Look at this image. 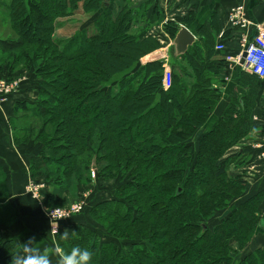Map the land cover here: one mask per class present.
<instances>
[{
	"label": "trees",
	"instance_id": "trees-1",
	"mask_svg": "<svg viewBox=\"0 0 264 264\" xmlns=\"http://www.w3.org/2000/svg\"><path fill=\"white\" fill-rule=\"evenodd\" d=\"M117 1L0 3V27L8 29L0 33V79L33 69L38 80V100L16 104L11 128L15 143L39 148L32 173L52 189L45 203L65 207L67 198L55 200L53 189L86 190L95 172L97 180L118 182L111 200L80 213L105 236L86 226L67 239L60 233L62 252L87 248L91 264H264V245L256 242L264 191L243 200L248 188L240 172L262 80L241 73L238 97L196 152L191 141L223 96L225 53L213 49L211 35L180 58L171 48L166 88L165 64L143 61L160 48L148 34L162 21L159 10ZM83 13L90 24L57 35ZM14 253V242L0 236V264Z\"/></svg>",
	"mask_w": 264,
	"mask_h": 264
},
{
	"label": "crops",
	"instance_id": "crops-1",
	"mask_svg": "<svg viewBox=\"0 0 264 264\" xmlns=\"http://www.w3.org/2000/svg\"><path fill=\"white\" fill-rule=\"evenodd\" d=\"M3 1L6 0H0V3H3ZM135 1L138 4H136V7L150 2L159 10L162 21L150 29L148 34L156 39L161 48L172 45L173 38L170 32L179 29L180 26L189 29L197 37V41L204 38L205 35L213 36L215 38L213 49L215 48L217 54H220L217 51V46L221 44L225 46L224 57L226 62L220 74V78L225 81L223 96L208 122L191 141V145L197 152L200 138L214 128L233 98L238 97V81L244 71L234 60L240 54L243 55L251 45L256 28H264V0ZM118 4L126 6L125 0H123V3L118 0ZM236 7H243L246 12L247 19L250 22L246 28L238 27L232 23L231 11ZM74 19L84 22L81 27L83 28L90 24L92 18L88 15L84 16L83 13L76 15L72 20ZM79 29L67 21L64 27L58 30L57 35L70 37ZM7 30L4 26L0 27V33ZM149 57H146L143 61L146 62ZM165 67L167 70L173 68L171 65V52L170 59L166 62ZM34 83V80L29 81L22 91L12 95L6 103L0 105V236L7 241H13L16 252H22V243L30 237L35 238L37 242L35 247L41 251L45 248L62 251L58 237L51 234L47 213L50 207L45 203L43 197V194L47 195L52 189L48 186V189L42 190V199H36L35 194L28 190L29 185L33 182L39 185V181H42L46 185L42 176L35 177L32 173V159L38 153L39 148L35 145L15 143L11 128L16 104L24 101L34 102V89L27 90L30 86L34 87ZM259 102V107L255 110L253 116L254 129L247 142L242 146L247 163L240 172L243 173L248 188L245 196L242 197L243 200L251 198L259 191H264V163L258 159L259 154L264 151V101L261 103L262 100L259 99ZM255 116L257 120H254ZM99 182L101 181H94L93 185L86 190L77 187L67 193L53 189L55 200L66 197L65 205H70L75 204L71 203L73 200L81 199L78 203H84L86 208L97 192L95 186ZM114 190L111 191V195L103 196L102 201L111 200ZM233 208L234 205L232 204L230 209L219 214L217 220L224 218ZM262 213L264 217V206ZM216 223L217 221H215ZM79 226L89 227V229L96 230L105 236V231L90 219L88 212L74 215L63 221L61 235L67 229L69 230V237ZM256 242L261 246L264 245V229L258 234ZM56 259L57 257H52L53 264H56Z\"/></svg>",
	"mask_w": 264,
	"mask_h": 264
},
{
	"label": "built area",
	"instance_id": "built-area-1",
	"mask_svg": "<svg viewBox=\"0 0 264 264\" xmlns=\"http://www.w3.org/2000/svg\"><path fill=\"white\" fill-rule=\"evenodd\" d=\"M231 20L234 25L242 28H246L250 22L247 19L246 12L243 7H236L231 11ZM217 51L222 53L225 52V46L223 44L217 46ZM171 46H164L163 48H159L153 51L145 63L147 62H155L159 61L164 64L170 59ZM246 58L243 65L240 64L242 59V54L237 56L234 60L236 64H238L242 70L250 75L258 77L260 80H264V28H256L255 37L252 41L251 45L246 49ZM147 56V57H148ZM172 70L168 69L165 74L164 85L166 88L171 86V74ZM19 86V81L8 82L7 80L0 79V105L6 103L12 95L17 92ZM254 120H257V117H254ZM258 159L264 163V151L259 154ZM28 190L33 192L36 199H42V190L43 185L31 183L28 187ZM85 208L84 203H77L69 206H65L64 208H49L48 219L50 222L51 229V221L52 224L55 225L56 221L61 217H65L59 219L57 221L59 225L58 232L56 233L54 230H51V234L54 237H58L61 233V224L63 221L70 219L74 215L80 214ZM52 214V216L50 215Z\"/></svg>",
	"mask_w": 264,
	"mask_h": 264
},
{
	"label": "clouds",
	"instance_id": "clouds-1",
	"mask_svg": "<svg viewBox=\"0 0 264 264\" xmlns=\"http://www.w3.org/2000/svg\"><path fill=\"white\" fill-rule=\"evenodd\" d=\"M50 215L52 216L51 213ZM62 218L65 217L61 216L59 219ZM52 221L51 230L57 233L59 225L57 221L55 225H53ZM68 234L69 230L66 229L60 237L62 239H67ZM36 244L37 242L34 237H30L26 242H23L22 252L12 254L10 264H53V256L57 257L56 264H91L93 253L87 248L77 246L73 247L70 252H62L58 249L50 248H45L41 251L39 248L35 247Z\"/></svg>",
	"mask_w": 264,
	"mask_h": 264
},
{
	"label": "rangeland",
	"instance_id": "rangeland-1",
	"mask_svg": "<svg viewBox=\"0 0 264 264\" xmlns=\"http://www.w3.org/2000/svg\"><path fill=\"white\" fill-rule=\"evenodd\" d=\"M120 2L123 3V0H120ZM125 2H126V5H129L131 7L137 8L136 7L137 3H136L135 0H125ZM117 5H119L118 1H117ZM116 9H117V12H118V8H116ZM84 16H85V14H84ZM69 23L72 26L76 27L77 29L81 28L84 25V22H79L77 19L71 20V21H69ZM63 37H65V36H63ZM17 75H18V77H16L14 80H12V81H19V86H18L17 92L15 94H18L20 91H22L25 88V85L29 81L34 80L35 81V83H34V87L35 88L30 86L29 88H27V90L29 91V90H33L34 89L35 94H34V98L33 99H34V102H36L38 100V80H37L35 71L33 69H26V70L22 71L21 73H19ZM261 84L262 85H261L260 92H258V95H257V98H256L257 107H259V103H260L259 99L262 100L261 103H263V101H264V80L262 81ZM237 96H238V94H237ZM93 180L94 181L97 180L96 172L93 174ZM39 182H40L39 185H43V190L48 189V187L42 181H39ZM117 185H118L117 181H111V182H109V181H101V182H99L95 186V190H97V192L93 196V198L91 200V203L101 202L103 200V196L111 195V191L114 190ZM95 190H93V191H95ZM95 199H96V201H95ZM79 200H81V199H75L71 203L77 204L79 202ZM70 205H73V204H70ZM66 206H69V205H66ZM55 208H64V206H62V207L61 206H57Z\"/></svg>",
	"mask_w": 264,
	"mask_h": 264
},
{
	"label": "water",
	"instance_id": "water-1",
	"mask_svg": "<svg viewBox=\"0 0 264 264\" xmlns=\"http://www.w3.org/2000/svg\"><path fill=\"white\" fill-rule=\"evenodd\" d=\"M197 43V37L185 26H180L178 29V33L172 41V51L173 56L175 58H180L185 56L190 48H192ZM246 51L242 55L241 65L244 64L246 58ZM182 191L179 189L177 191V195L179 196ZM262 226L264 227V220L262 222Z\"/></svg>",
	"mask_w": 264,
	"mask_h": 264
}]
</instances>
